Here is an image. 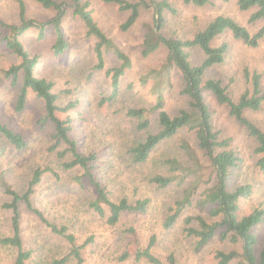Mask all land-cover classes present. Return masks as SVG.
I'll return each mask as SVG.
<instances>
[{
    "label": "rangeland",
    "instance_id": "obj_1",
    "mask_svg": "<svg viewBox=\"0 0 264 264\" xmlns=\"http://www.w3.org/2000/svg\"><path fill=\"white\" fill-rule=\"evenodd\" d=\"M62 2L64 16L62 29L68 46L66 51L56 56L52 45L55 33L48 26L42 36L38 30L30 29L22 38L23 43L32 55L38 56L35 72L51 79L53 89L58 94V104L64 106L75 102L76 106L68 112H58L64 118H73V129L70 138L75 139L78 151L83 154L95 153L94 175L102 184L106 185L111 197L118 200L126 197L129 201L148 198V208L144 213H126L115 226L106 223L101 217L88 207L93 197L90 190L75 186L71 178L81 174L76 168L64 170L62 160L57 158L50 147L55 143L52 138L53 125L44 122L42 101L29 94L26 107L17 113L14 104L17 86L10 85V79L4 71L16 59L4 46L1 38L8 30L5 26L18 24L19 3L25 8L26 18L36 22L45 21L55 15V10L45 9L34 0H0V120L26 141V147L17 150L0 135V173H4L7 181L18 191H23L31 177L33 169L51 166L59 172L60 179L55 180L50 174H44L41 183L35 188L32 200L46 216L55 223L66 225L77 238V243L91 240L82 248V264H149L144 260L136 261L132 257L134 242L126 229L133 227L138 239V246H146L151 235H155L156 243L153 252L163 262L172 254L178 264H214V253L218 249H231V245L222 242L219 237L211 240L201 249L195 248V239L184 232L183 218L186 215L199 213L197 208H190L170 228L165 229L163 222L169 208L181 197L182 187L169 185L158 188L151 177L157 173L165 174L163 161L176 157L183 161L180 143L187 139L192 142V134L186 130L179 131L172 138L160 143L143 163L131 161L128 149L141 141L145 132L137 131L135 122L126 116L127 109L142 107L148 111L151 120L150 132L157 130L156 112L151 110L153 95L150 91L151 83L142 84L140 77L148 71L158 68L165 60L167 50L160 46L153 53L143 56V32L145 25H152L154 12L151 7L141 8L137 21L128 29L122 30L121 24L127 19L129 12L120 10L114 4H106L102 0H88L92 14L102 28L114 42L131 58V67L120 78L119 95L112 102H101L111 92L109 77L103 71L94 69L95 55L93 52L94 38L86 35L81 20L73 14L71 0H56ZM133 1V0H129ZM176 13L164 11V24L160 33L167 37L190 39L217 15H226L243 24L252 33L260 25L248 23L252 10L240 11L237 0L222 2L209 0V3L198 7L185 5L182 0H167ZM225 41L229 50L222 63L209 69L210 78L219 79L227 86L230 96L237 100L240 94L250 87L244 70L260 75V85L264 89V40L257 47H249L240 40H235L231 33L225 32L214 40V44ZM190 59L199 64L203 53L197 47L190 49ZM106 67L117 66V60L105 53ZM172 87L166 94V109L171 115L180 109H188V98L184 93V80L176 71L172 73ZM212 125L218 131L221 139L228 141V148L235 150L241 158L237 168L232 170L230 186L242 184L251 185V194L241 199L240 214L249 212L256 206L264 208V174L257 168L256 156L253 149L255 140L250 137L246 129L229 116L227 109L219 105L215 99L206 93ZM245 116L260 128L264 127V102L258 111L245 110ZM60 144L57 149H64ZM204 164H208L202 157ZM184 162V161H183ZM7 196L0 191V233H10V212L2 207ZM22 236L24 245L33 249L31 264H47L52 259L59 258L68 251L66 241L51 234L22 206ZM252 231L257 237V249L264 243V220L256 225ZM236 248V247H235ZM128 252L125 260L120 256ZM14 250L0 247V264H13ZM71 260L68 264H73ZM235 264V263H231Z\"/></svg>",
    "mask_w": 264,
    "mask_h": 264
},
{
    "label": "trees",
    "instance_id": "obj_2",
    "mask_svg": "<svg viewBox=\"0 0 264 264\" xmlns=\"http://www.w3.org/2000/svg\"><path fill=\"white\" fill-rule=\"evenodd\" d=\"M45 9L55 10V15L45 21L36 22L26 18L24 5L19 3L18 24L5 26L8 30L1 38L5 48L15 57L16 61L9 65L4 75L10 79L11 86H17L14 109L22 112L27 103L28 95L34 94L43 104L44 122L53 125L52 138L54 144L50 147L55 156L62 160L61 168L70 170L78 168L81 174L75 175L71 181L75 186L85 187L93 194L88 207L101 217L110 226H115L126 213H144L149 204L148 198H139L129 201L126 197L115 200L111 197L106 185L94 175V163L97 160L95 153L83 154L78 151L75 139L69 133L73 129V118L66 115L58 116V112H68L76 106L69 102L64 106L58 104V94L54 91L51 79L40 76L35 72L38 56L32 55L22 41L23 36L30 30H38L40 36L50 26L55 33L52 45L56 56L63 54L68 46L65 33L62 29V18L65 14L62 2L56 0H34ZM106 4H114L120 10L129 12L127 19L121 24L122 30H128L138 19L141 8L151 7L154 12L152 25H145L141 54L147 56L160 46L167 50L164 62L155 69L140 77L141 83H151L150 91L153 95L151 110L156 112L157 130L150 132L151 120L148 111L142 107L127 109L126 116L135 122L137 131L145 132L144 138L129 147L131 161L139 164L147 160L151 152L163 141L175 136L179 131L186 130L192 134V142L184 139L179 147L183 161L176 157L163 161L166 173H157L151 177L158 188L169 185L182 187L181 197L169 208L164 219L163 227H172L190 208H197L199 213L186 215L183 218L184 232L195 239V248L201 249L211 240L219 237L222 242L231 245V249H218L214 253V264H264V243L257 249L258 240L252 229L263 222L264 208L256 206L245 214H240V201L248 197L252 188L249 184L236 187L230 186L232 170L238 167L241 158L238 153L228 148V141L219 137L212 125V116L206 101V93L215 101L224 106L229 116L243 126L248 135L255 140L253 154L255 164L264 174V127L260 128L244 114L245 110L258 111L264 102V89L260 85V75L244 70L250 87L245 89L237 100H234L227 86L221 80L208 77L212 67L222 63L229 50V44L222 41L214 44V40L225 32H230L235 40L242 41L249 47H257L264 40V0H237L240 11L252 10L248 17L249 24L260 22L259 27L250 32L246 26L226 15H217L202 29L198 30L190 39L167 37L160 33L164 24V11L172 14L176 9L167 0H102ZM227 2L229 0H221ZM185 5L202 7L209 0H182ZM73 14L83 23L87 36L94 38L93 52L95 55L94 69L103 71L109 77L111 92L101 102H112L119 95L120 78L131 67V58L109 37L95 20L88 0H71ZM3 26L2 22L0 21ZM197 47L203 53V59L195 64L190 59V49ZM110 53L118 62L117 66L106 67L105 53ZM178 71L184 80V93L188 98V109H180L177 114L171 115L166 107V94L172 87V73ZM0 135L15 149L26 147L23 136L0 120ZM60 144L64 149H57ZM202 157L208 164H204ZM44 174H50L56 181L60 179L59 172L51 166L33 169L31 177L23 191L15 189L0 173V191L7 196L2 207L10 212V233H0V247L14 250L13 264H31L33 249L24 245L22 236V206L51 234L57 235L67 242L68 251L59 258L52 259L47 264H82V248L91 240L77 243L75 235L66 225L50 220L44 211L34 205L32 195L35 188L41 183ZM129 240L134 242L132 257L144 260L149 264H178L172 254L163 262L153 252L156 243L155 235H151L146 246H138V239L133 227L126 229ZM236 247V248H235ZM129 256L124 252L120 260Z\"/></svg>",
    "mask_w": 264,
    "mask_h": 264
}]
</instances>
